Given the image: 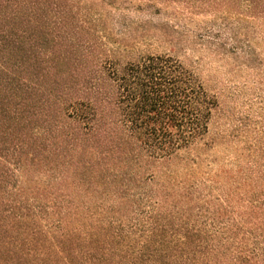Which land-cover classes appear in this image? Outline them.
Returning a JSON list of instances; mask_svg holds the SVG:
<instances>
[{
  "label": "trees",
  "instance_id": "obj_1",
  "mask_svg": "<svg viewBox=\"0 0 264 264\" xmlns=\"http://www.w3.org/2000/svg\"><path fill=\"white\" fill-rule=\"evenodd\" d=\"M177 8L235 10L259 61L264 0H0V264H264L263 171L221 204L174 176L218 99L175 57L120 52L163 30L130 12Z\"/></svg>",
  "mask_w": 264,
  "mask_h": 264
},
{
  "label": "rangeland",
  "instance_id": "obj_2",
  "mask_svg": "<svg viewBox=\"0 0 264 264\" xmlns=\"http://www.w3.org/2000/svg\"><path fill=\"white\" fill-rule=\"evenodd\" d=\"M176 10L162 9L152 16L130 12L132 21L151 20L163 30L158 37H148L135 52H120L127 58L175 57L218 99L205 142L182 153L183 166L188 164L189 170L174 166L178 171L174 176L177 181L193 178L216 187L212 195L221 204L225 189L235 190L238 172H264V40L256 46L259 61L246 64L243 52L235 49V10L193 15ZM164 31L170 36L162 37Z\"/></svg>",
  "mask_w": 264,
  "mask_h": 264
}]
</instances>
